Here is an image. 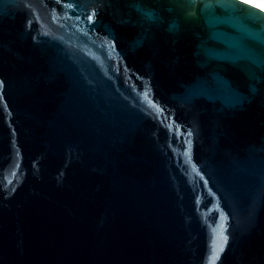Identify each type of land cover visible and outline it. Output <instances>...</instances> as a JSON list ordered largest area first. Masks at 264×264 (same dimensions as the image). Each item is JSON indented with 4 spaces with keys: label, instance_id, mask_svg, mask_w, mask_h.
Listing matches in <instances>:
<instances>
[{
    "label": "water",
    "instance_id": "water-1",
    "mask_svg": "<svg viewBox=\"0 0 264 264\" xmlns=\"http://www.w3.org/2000/svg\"><path fill=\"white\" fill-rule=\"evenodd\" d=\"M234 2L0 0V264H264V14Z\"/></svg>",
    "mask_w": 264,
    "mask_h": 264
},
{
    "label": "snow or ice",
    "instance_id": "snow-or-ice-1",
    "mask_svg": "<svg viewBox=\"0 0 264 264\" xmlns=\"http://www.w3.org/2000/svg\"><path fill=\"white\" fill-rule=\"evenodd\" d=\"M214 2L222 3V0H214ZM212 3L213 0H205L206 7H210ZM245 3L249 4V8L245 9V11H252L253 9H257L258 11L254 14L256 15L264 14V0H259V2H257V0H237V2H234L232 4H222V6L237 8ZM69 6L71 7V5ZM87 19L91 21L93 19V16L89 15ZM221 250H222V246H221ZM210 264H215V261H211Z\"/></svg>",
    "mask_w": 264,
    "mask_h": 264
},
{
    "label": "rangeland",
    "instance_id": "rangeland-1",
    "mask_svg": "<svg viewBox=\"0 0 264 264\" xmlns=\"http://www.w3.org/2000/svg\"><path fill=\"white\" fill-rule=\"evenodd\" d=\"M257 2H259V0H257Z\"/></svg>",
    "mask_w": 264,
    "mask_h": 264
}]
</instances>
